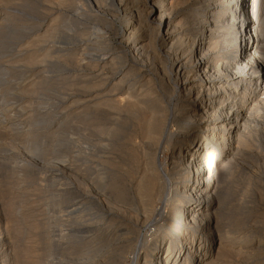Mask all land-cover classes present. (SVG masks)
Returning <instances> with one entry per match:
<instances>
[{
	"label": "rangeland",
	"instance_id": "374dc122",
	"mask_svg": "<svg viewBox=\"0 0 264 264\" xmlns=\"http://www.w3.org/2000/svg\"><path fill=\"white\" fill-rule=\"evenodd\" d=\"M91 1L0 0V231L6 243L0 247L5 250L0 253L1 264H133L135 249L142 245V249H151L154 245L152 240L146 244L143 237L152 239L166 233L156 230L150 234L143 213L135 210V199L130 195L134 184L152 168L158 171V163H168L170 147L166 142L159 143L160 137L150 139L142 117L135 119L134 125L133 114L119 115L115 108L128 103L131 90L113 87L116 80L112 71L121 64L115 60L112 64L98 63L100 53L90 49L92 43L107 44V49L111 48L108 56H120L127 66L131 64L136 80L146 81L150 100L164 101L162 105L174 110L176 116L182 113L181 97L171 91L168 60L165 63L150 49L137 56L117 48V36L130 13L145 18L147 0ZM199 2L172 0L168 5L172 22L187 38L197 30L203 12ZM261 2L260 18L264 16V0ZM55 18L63 25L62 30L70 29L72 39L68 41H73L74 51L64 54L53 49L62 45L58 40L64 39L56 32L55 26L60 23ZM260 37L264 40V32ZM216 40L219 43L213 52L218 53L223 42L229 45L225 36ZM85 90L92 96L88 97ZM257 115L254 122L261 130L264 108ZM240 145L244 147L242 142ZM157 147H161L158 152ZM242 157L235 169L225 170L221 184L231 188L235 197L241 194L242 174L247 167ZM258 168L252 181L256 189L264 182V161ZM164 195L154 194L153 209L162 204ZM241 258L229 253L222 257V264H240L244 262Z\"/></svg>",
	"mask_w": 264,
	"mask_h": 264
},
{
	"label": "bare ground",
	"instance_id": "6f19581e",
	"mask_svg": "<svg viewBox=\"0 0 264 264\" xmlns=\"http://www.w3.org/2000/svg\"><path fill=\"white\" fill-rule=\"evenodd\" d=\"M84 2L91 4L92 1ZM171 3L172 0H147L145 18L138 12L134 16L130 13L117 36V48L137 56L150 49L157 57L168 60L171 91L178 99L181 97L180 116L177 117L174 110H166L162 105L164 101L150 100L146 81L136 80L138 76L133 74V67L122 62V57L108 56L111 48L107 49V44L91 42L93 47H88L100 53L96 59L98 63L106 65V62L117 61L121 64L115 72L112 71L113 81L116 80L112 82L113 87L131 91L127 96L129 100L126 99L128 103L125 106L122 103L124 107H120L121 103L116 108L113 106L119 115L133 114V124L135 119L139 121L142 117L149 129L146 132L151 133L150 139L154 141L160 137L159 143L166 142L170 147L168 163H158L162 180L158 178L159 172L152 168L148 175L139 176L141 180L132 185L130 199H135L132 202L135 210L143 213L146 229L150 234L156 230L166 232L152 239L149 236L150 240L143 237L146 244L152 240L154 245L151 244V249L149 246L142 249L144 245L135 249L133 264H222V257L229 253L241 255L244 262L240 264H264V182L258 189L252 185L257 177L255 169L259 170V162L264 161V128L257 130L258 124L254 122V116L264 108V40L260 37L261 31L264 32V16L260 18L263 3L261 0H201L203 12L191 38L181 33L178 24L172 22L168 7ZM94 10L100 13L99 9ZM61 25H56L55 29L65 41L57 39L62 45L52 48L69 53L75 45L68 41L72 39L70 29L62 30ZM233 33L234 37L231 36ZM221 35L228 38L229 45L223 42L221 50L213 52L219 43L216 39ZM86 93L88 97L92 96L89 90ZM177 118L178 122L174 123ZM159 149L161 147L156 151ZM240 152L246 155L245 158ZM240 154L247 161V167L245 175L239 173L244 184L238 181L242 189L240 196L235 197L231 188L226 189L221 184L225 170L241 164V161L236 162L241 158ZM261 178L264 179V170ZM156 188L160 191L156 192ZM155 192L157 197L165 193L157 209L152 207ZM226 192H230V196ZM194 227L199 231L197 234ZM1 235L0 231V247H3L6 243ZM1 252L5 250L1 249Z\"/></svg>",
	"mask_w": 264,
	"mask_h": 264
}]
</instances>
